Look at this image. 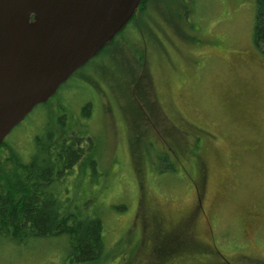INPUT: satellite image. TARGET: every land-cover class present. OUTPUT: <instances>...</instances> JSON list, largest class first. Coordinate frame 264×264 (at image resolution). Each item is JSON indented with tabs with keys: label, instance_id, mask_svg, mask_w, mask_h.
<instances>
[{
	"label": "rangeland",
	"instance_id": "1",
	"mask_svg": "<svg viewBox=\"0 0 264 264\" xmlns=\"http://www.w3.org/2000/svg\"><path fill=\"white\" fill-rule=\"evenodd\" d=\"M148 3L152 20H134L49 100L50 114L63 105L73 130L81 128L74 105L94 104L85 129L93 147L67 179L73 203L101 212L105 251L95 264H219L212 250L222 264H264V53L252 39L255 0H184L187 21L175 0ZM36 112L4 139L17 153L30 150L43 115ZM164 152L177 167L172 175L157 172ZM92 153L100 175L88 184ZM64 242L0 237V264H60Z\"/></svg>",
	"mask_w": 264,
	"mask_h": 264
},
{
	"label": "trees",
	"instance_id": "2",
	"mask_svg": "<svg viewBox=\"0 0 264 264\" xmlns=\"http://www.w3.org/2000/svg\"><path fill=\"white\" fill-rule=\"evenodd\" d=\"M175 1L178 10L176 15L187 21L190 18L189 8L184 6V0ZM148 5V0L140 1L129 22L120 30V35L137 18L140 24H147V19L152 20L153 14ZM252 39L256 48L264 53V0H255ZM114 40L115 37L94 59H98ZM66 85L59 88L56 97ZM49 103L47 101L35 107L36 113L43 111L42 121L31 135L30 150L27 153H17L6 145L8 142L0 145L6 154L0 159V237L16 245H25L33 240L40 243L64 240V253H57L60 264H95L102 259L105 251L101 212L88 214L77 203H73L71 184L67 179L71 176L74 180L84 149L89 151L93 147L94 143L85 129L94 104L88 101L80 107V111L79 106L74 105L77 110L71 117L81 124V128L73 130L64 106L55 105L52 116ZM197 148H200L199 144L194 143L191 150L197 153ZM93 154L84 163L88 184H94L96 176L100 175ZM156 160L162 163L157 169L159 175H172L176 172L177 167L170 153H161L156 156ZM210 255L222 264L220 253L212 250Z\"/></svg>",
	"mask_w": 264,
	"mask_h": 264
},
{
	"label": "water",
	"instance_id": "3",
	"mask_svg": "<svg viewBox=\"0 0 264 264\" xmlns=\"http://www.w3.org/2000/svg\"><path fill=\"white\" fill-rule=\"evenodd\" d=\"M141 0H0V145L95 57Z\"/></svg>",
	"mask_w": 264,
	"mask_h": 264
},
{
	"label": "flooded vegetation",
	"instance_id": "4",
	"mask_svg": "<svg viewBox=\"0 0 264 264\" xmlns=\"http://www.w3.org/2000/svg\"><path fill=\"white\" fill-rule=\"evenodd\" d=\"M107 45H108V44H107ZM92 59H93V58H92ZM71 77H72V76H71ZM71 77H70V78H71ZM70 78H69V79H70ZM69 79H68L64 84H66V83L69 81ZM64 84H62L61 86H63ZM61 86H60V87H61ZM60 87H59V88H60ZM59 88H58V90H59ZM58 90H57V91H58ZM57 91H56V93H57ZM56 93H55V94H56ZM55 94H54V95H55ZM200 138H201V136H200V137L198 136V137L194 140L193 144H194V143H198V144H200V140H201ZM193 144H192V145H193ZM192 145H191V147H192ZM192 150H193V149H192ZM193 151H194V150H193Z\"/></svg>",
	"mask_w": 264,
	"mask_h": 264
}]
</instances>
